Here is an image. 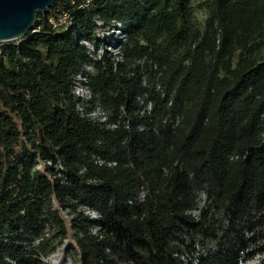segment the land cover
Returning <instances> with one entry per match:
<instances>
[{
	"label": "trees",
	"instance_id": "trees-1",
	"mask_svg": "<svg viewBox=\"0 0 264 264\" xmlns=\"http://www.w3.org/2000/svg\"><path fill=\"white\" fill-rule=\"evenodd\" d=\"M203 6L57 0L0 44V264H264V0ZM119 22L120 61L92 60Z\"/></svg>",
	"mask_w": 264,
	"mask_h": 264
},
{
	"label": "built area",
	"instance_id": "built-area-1",
	"mask_svg": "<svg viewBox=\"0 0 264 264\" xmlns=\"http://www.w3.org/2000/svg\"><path fill=\"white\" fill-rule=\"evenodd\" d=\"M90 2V1H89ZM69 20V17L66 16L64 19L61 20L58 24H56L53 20L51 21L55 28H57L60 25L67 24V21ZM99 26H103V23L101 21L97 22ZM97 38L104 44L106 43V46L104 47H97L90 41H84L83 45L86 46L88 53L92 60H99L102 57H104L106 51H108V55H112L114 57H117V60L120 61L121 57H118L120 54V45H118L119 41L124 40V34L122 30V23L116 24V27H107L100 31H98ZM94 68L92 64H89L85 67V70L78 74L75 78L72 92L74 93V96L81 99L83 103L89 102L93 98V92L91 91V88L89 87V75L93 72ZM79 112L83 117H86L89 120H92L93 122H98L104 126H107L108 128L115 130L118 128V125L113 122H109V115L107 111L100 105L97 104L91 112H86V108L83 107V105H78ZM152 110L151 103H147V106L143 112V114H146L147 112ZM97 163L99 165H104L105 162L102 160H97ZM112 165V164H109ZM114 165V164H113ZM141 199H143V193L139 195ZM203 203L200 204L199 208H196L193 210L194 217L198 218L200 216V209L202 207ZM86 214L92 216V218H98L99 214L96 212H90L87 211Z\"/></svg>",
	"mask_w": 264,
	"mask_h": 264
},
{
	"label": "water",
	"instance_id": "water-1",
	"mask_svg": "<svg viewBox=\"0 0 264 264\" xmlns=\"http://www.w3.org/2000/svg\"><path fill=\"white\" fill-rule=\"evenodd\" d=\"M57 0H0V44L36 33L39 13L47 14Z\"/></svg>",
	"mask_w": 264,
	"mask_h": 264
},
{
	"label": "rangeland",
	"instance_id": "rangeland-1",
	"mask_svg": "<svg viewBox=\"0 0 264 264\" xmlns=\"http://www.w3.org/2000/svg\"><path fill=\"white\" fill-rule=\"evenodd\" d=\"M206 1L207 0H195V5L196 7H198V9L196 10V18L199 22L202 23L204 22L208 14V12L203 6ZM48 261L50 262V264H75V261L70 256H67L65 253H58L56 255H53L49 258ZM260 261L261 257H257L254 260L247 262V264H259Z\"/></svg>",
	"mask_w": 264,
	"mask_h": 264
}]
</instances>
